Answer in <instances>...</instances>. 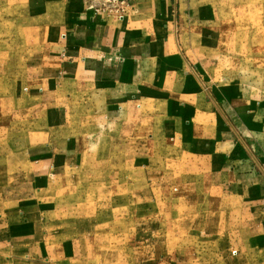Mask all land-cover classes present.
I'll return each instance as SVG.
<instances>
[{
  "label": "crops",
  "instance_id": "obj_1",
  "mask_svg": "<svg viewBox=\"0 0 264 264\" xmlns=\"http://www.w3.org/2000/svg\"><path fill=\"white\" fill-rule=\"evenodd\" d=\"M102 1L35 7L27 93L0 99V264H264V95L209 85L176 0Z\"/></svg>",
  "mask_w": 264,
  "mask_h": 264
},
{
  "label": "rangeland",
  "instance_id": "obj_2",
  "mask_svg": "<svg viewBox=\"0 0 264 264\" xmlns=\"http://www.w3.org/2000/svg\"><path fill=\"white\" fill-rule=\"evenodd\" d=\"M41 1L47 0H0V99L6 101L5 111L9 109L8 99L22 97L28 90L24 83L25 62L38 45V31L47 21L41 13L37 16L39 9L35 7H46ZM121 1L104 0L94 7L122 19L130 0ZM176 1L181 5L174 24L176 42L188 57L206 59L209 67L204 73L212 80L209 85L221 89L222 84L231 83L247 95H264V0H197L198 7H211L212 20L208 27L211 36L199 32L198 41L190 12L195 0ZM102 7L125 10L119 16ZM21 127L27 129L29 124ZM138 149L135 153L140 152Z\"/></svg>",
  "mask_w": 264,
  "mask_h": 264
},
{
  "label": "built area",
  "instance_id": "obj_3",
  "mask_svg": "<svg viewBox=\"0 0 264 264\" xmlns=\"http://www.w3.org/2000/svg\"><path fill=\"white\" fill-rule=\"evenodd\" d=\"M121 2L123 3V1H121ZM101 10H108L109 12L114 11V12L118 13L119 16H121L120 13L125 10V7H102Z\"/></svg>",
  "mask_w": 264,
  "mask_h": 264
}]
</instances>
